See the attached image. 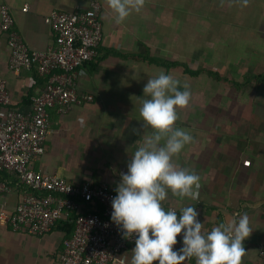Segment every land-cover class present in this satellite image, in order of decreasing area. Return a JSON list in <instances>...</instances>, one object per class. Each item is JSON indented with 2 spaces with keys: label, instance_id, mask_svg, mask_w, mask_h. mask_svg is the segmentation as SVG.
<instances>
[{
  "label": "crops",
  "instance_id": "obj_1",
  "mask_svg": "<svg viewBox=\"0 0 264 264\" xmlns=\"http://www.w3.org/2000/svg\"><path fill=\"white\" fill-rule=\"evenodd\" d=\"M93 1L100 5L103 39L98 57L79 71L76 80L77 91L91 95L93 101L74 106L65 115L50 111L45 152L33 160L32 169L73 183H106L116 193L131 156L144 136L152 132L143 127L139 113L146 98L143 88L163 70L178 79L183 90L185 74L179 64L184 65L186 46L200 43L203 57L210 65L223 66L224 72H232L227 67L230 66L241 75L264 76V71L250 70L256 65L238 60L231 64L224 54H214L213 44L225 43L222 37H205L213 36L215 28L227 27L226 39L230 43L240 41L241 37L264 45V0H247L246 4L243 0H145L140 12L133 11L119 24L114 22L107 0H0V7L8 6L14 28L30 50L46 51L55 44L56 36L45 18L52 11L87 9ZM250 43L249 49L256 50ZM260 49L264 52V48ZM9 54L7 39L0 31V80L7 86L11 106L25 113L46 82L34 69L10 71ZM146 55L172 67L167 69L138 59ZM235 85L243 95L250 86H262L264 91V83ZM257 96L254 102L241 104L244 107L239 119L247 130L240 140L230 130H218L227 115H202L199 109L186 116V107L178 109L179 118L174 126L190 132L193 142L173 162L201 177L200 195L192 200L169 192L163 202L166 209L174 208L178 213L182 207H195L205 230L227 222L237 213H246L252 232L243 242L246 253L240 264H264L258 255L259 247L264 245V92ZM191 117L196 122L186 125ZM251 122H256V127L249 126ZM0 181L11 188L0 194L1 208L11 214L24 189L11 173L0 174ZM64 237L65 232L57 227L38 237L13 231L0 221V264H60L57 256ZM134 246L117 264H131ZM173 247H182V234ZM183 264H195V259H187Z\"/></svg>",
  "mask_w": 264,
  "mask_h": 264
},
{
  "label": "built area",
  "instance_id": "obj_2",
  "mask_svg": "<svg viewBox=\"0 0 264 264\" xmlns=\"http://www.w3.org/2000/svg\"><path fill=\"white\" fill-rule=\"evenodd\" d=\"M45 23L56 36L55 44L46 51H32L16 32L8 6L0 7V31L7 39L10 71L34 69L46 82L24 113L11 106L7 86L0 80V174H13L24 189L11 214L0 205V221L13 231L38 237L59 224H69L72 232L62 241L57 256L60 264H117L135 244V237L124 238L111 222L116 193L106 183H73L32 169L33 160L45 152L50 111L65 115L74 106L93 101L91 95L77 91L76 80L79 71L99 55L103 39L100 5L93 1L87 9L52 11ZM9 191L0 181V194ZM258 255L264 259V245Z\"/></svg>",
  "mask_w": 264,
  "mask_h": 264
},
{
  "label": "clouds",
  "instance_id": "obj_3",
  "mask_svg": "<svg viewBox=\"0 0 264 264\" xmlns=\"http://www.w3.org/2000/svg\"><path fill=\"white\" fill-rule=\"evenodd\" d=\"M144 5L145 0H107L117 24ZM143 95L139 113L143 127L152 132L131 156L111 201V222L124 238L135 237L131 264H183L193 258L195 264H240L243 242L252 232L246 213L205 230L195 207L179 213L164 207L169 192L192 200L200 195L201 177L173 162L193 142L190 132L174 126L191 91L186 84L181 90L180 81L161 70L146 82ZM181 234L182 247L174 249Z\"/></svg>",
  "mask_w": 264,
  "mask_h": 264
},
{
  "label": "rangeland",
  "instance_id": "obj_4",
  "mask_svg": "<svg viewBox=\"0 0 264 264\" xmlns=\"http://www.w3.org/2000/svg\"><path fill=\"white\" fill-rule=\"evenodd\" d=\"M229 28H215L213 36L212 34L206 35L207 40H215L218 37H222L225 39V43H216L213 44V53L218 54L222 53L229 58V62L236 63L238 62L243 63H251V65H256L255 68L250 67V70H255L256 72L264 71V52L260 48H264L263 44L250 43L246 40V38H241L240 41H233L230 43L228 39H226L227 31ZM225 35V37H224ZM253 41V39H252ZM249 43L251 46L257 47L256 50L249 49ZM257 44V45H256ZM198 47V48H197ZM201 48V44L198 43L191 45L189 47H185V62L184 65L189 66L191 70H203L200 76L197 77H190L189 75L185 74V84L188 86L189 90L191 91V100L189 105L186 107V116L188 114L193 115L194 111H199L201 109V113L212 114L221 117L226 116L225 123H220V127H218L220 131H231L236 138L243 136V133L246 132V124H241V120L239 119L242 114V109L247 102H254L257 95L259 93H263L262 86L255 87L250 86L247 89L246 93L243 95L242 89L236 87L235 84H246V78H251L252 83H264V76H260L259 82L254 79L256 75L254 74H247L241 75L240 73H235V68L230 66L228 69H232L224 72L223 66H215L210 65L208 63V59L203 57V51L199 50ZM239 58V59H237ZM180 66L182 65L179 64ZM263 65V66H262ZM226 67V68H227ZM182 70V68H179ZM209 70H213L214 72H221L218 73L219 79L213 78L209 72ZM212 72V71H210ZM244 104L241 106V104ZM201 105V107H198ZM196 122L192 120H186V125H193ZM256 127V122H251L249 126ZM244 128V130H242ZM235 140V139H234ZM235 141H238L237 139Z\"/></svg>",
  "mask_w": 264,
  "mask_h": 264
},
{
  "label": "trees",
  "instance_id": "obj_5",
  "mask_svg": "<svg viewBox=\"0 0 264 264\" xmlns=\"http://www.w3.org/2000/svg\"><path fill=\"white\" fill-rule=\"evenodd\" d=\"M138 59H142V60H145V61H148V63H152V64H156L158 66H162V67H165L167 69H169L170 67H172L171 65L169 64H165V63H161V62H157L155 60H153L152 58L148 57L147 55L146 56H141L140 58ZM181 67L183 68V72L184 74H187L189 75L190 77H197L201 74V72H203V70H197V71H192L188 68L187 65H181ZM206 73H210L211 76H213V78L215 79H219V75L217 73H213V72H208L206 71ZM259 78L260 76H255L254 79H256L258 82H259ZM252 79L251 78H246V82H251ZM57 228H60L61 230H63L65 232V237L66 236H70L71 235V232H72V227L71 225L69 224H59L56 226Z\"/></svg>",
  "mask_w": 264,
  "mask_h": 264
}]
</instances>
